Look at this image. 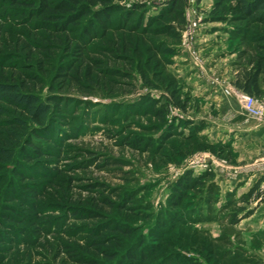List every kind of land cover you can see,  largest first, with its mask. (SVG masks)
<instances>
[{"label": "rangeland", "instance_id": "1", "mask_svg": "<svg viewBox=\"0 0 264 264\" xmlns=\"http://www.w3.org/2000/svg\"><path fill=\"white\" fill-rule=\"evenodd\" d=\"M135 1L120 4L129 7ZM142 1L146 20L159 14L164 0ZM214 4L186 0L181 40L162 38L174 46V54L161 57L169 60L165 68L145 66L153 81L158 80L157 70L175 79L185 110L173 103L165 87L149 85L137 62L127 69L129 79L115 78L120 82L116 87L109 82L87 90L68 83L64 87L61 78L54 82V74L71 56L57 54L42 96L53 86L55 93L84 103L70 111L65 132L60 133L63 152L53 160H59L62 174L43 170L25 181L39 187L41 197L31 205L35 209L20 201L26 196L15 164L0 165V222L15 234L0 241V264H264V130L248 133L239 128L241 104L228 89L235 90L237 71L247 61L243 52L252 44L232 36L235 24L214 17L224 15L214 13ZM7 15L0 10V19ZM193 21L195 27L183 37ZM21 22L14 13L3 23L4 63L27 59L14 48L20 38L34 40ZM103 42L98 37L89 50ZM115 67L125 70L120 64ZM259 103L264 109V97ZM262 123L264 119L243 120L245 126ZM53 160L42 162L43 168L55 166ZM104 162L108 164L95 165ZM207 173L211 177L204 185L187 189L180 205L173 203L180 180ZM210 183L215 193H208ZM253 187L256 190L248 195ZM12 189L20 200L8 201ZM104 196L111 197L113 207L99 202ZM14 209L20 215L5 223L4 212ZM73 210L101 215L83 220L74 218ZM233 215L239 220L235 224ZM105 224H120L130 233L107 230L97 239L90 236V230ZM93 241L116 257L97 252ZM128 252L136 254L135 263L127 261Z\"/></svg>", "mask_w": 264, "mask_h": 264}, {"label": "trees", "instance_id": "2", "mask_svg": "<svg viewBox=\"0 0 264 264\" xmlns=\"http://www.w3.org/2000/svg\"><path fill=\"white\" fill-rule=\"evenodd\" d=\"M120 1L0 0V10L4 9L8 13L0 19V41L3 23H6L14 13L20 15L21 23L26 26L29 34L34 36L33 41L27 38L18 39L14 47L27 54L26 61L4 63L0 60V165L15 164L16 174L21 181L20 190L26 196L20 200L19 196L16 198L12 189L8 201L19 199L25 201V206L35 209L31 205H36V201L41 197L39 187L25 181L36 179L44 173L43 170L51 175L62 174L57 165L59 160H53L55 154L57 156L63 152V139L60 133L65 132L64 127L68 125L67 115L70 111L79 109L80 104L84 102L55 93L53 86L46 97L42 96L40 90L44 88L46 77L50 75L49 67L53 66L59 52L71 56L68 62L61 63L54 74V82L61 78L64 87L68 83L70 86L87 90L92 85L104 82L116 87L120 83L116 79H129L131 72L127 69L130 67L132 70L137 62V69L149 85L165 87L175 105L184 110L187 108L186 102L179 96L174 78L165 72L160 76L157 70L155 76L160 82L158 80L155 82L148 78L145 70V66L151 65H154L155 69L160 66L165 68L169 60L161 57L174 54V46L167 45L162 38L175 42L181 40L186 0H164L160 4L159 14L149 16L146 20L145 13H142L146 8L145 2L136 0L131 6L126 7L120 4ZM214 5V13L221 11L224 14L214 17L235 24V28L230 30L232 36L252 44L243 52L247 61L237 71L233 82L235 87L262 99L264 0H215ZM98 37L104 42L89 50L91 42ZM34 56H37L35 62L32 61ZM145 56L146 63L143 65ZM119 64L123 65L125 70L115 67ZM156 114L160 118L161 109H157ZM47 160H53L55 166L43 168L44 161ZM93 162L94 158L91 160V163ZM107 164L95 163L97 167ZM210 177L211 174L207 173L192 181L189 176L180 180L173 203L180 205L187 189L204 185L206 179ZM103 190L114 195L110 188ZM255 190L253 187L248 195ZM214 191L215 184L210 183L208 193H215ZM99 200L109 207L114 206L110 196H104ZM71 213L74 218L83 220L97 219L101 215V212L93 210L79 213L73 210ZM15 214L20 215L15 209L12 212H4L5 223L16 221ZM249 215L250 213H247L244 217ZM233 216L231 223L235 224L239 220L236 215ZM0 227H4L0 230L1 242L14 239L15 234L11 226L0 222ZM107 230L130 233L127 227L124 228L120 224H105L90 230L89 233L97 239ZM99 244L100 242H92L97 252L100 251L109 259L116 257L115 254L100 250ZM143 257L145 258V253ZM126 259L135 263L136 254L128 252Z\"/></svg>", "mask_w": 264, "mask_h": 264}, {"label": "built area", "instance_id": "3", "mask_svg": "<svg viewBox=\"0 0 264 264\" xmlns=\"http://www.w3.org/2000/svg\"><path fill=\"white\" fill-rule=\"evenodd\" d=\"M193 24H189L188 30L186 31L185 34H183V37L187 36L190 32V29L195 27L196 23L195 21L192 22ZM235 88V87H234ZM229 93H234L237 96V99L239 100L241 107L243 111L246 113V115L249 118H255L257 120H263L264 119V109L262 105L259 103V99L238 89L235 88L232 89L230 86L229 88Z\"/></svg>", "mask_w": 264, "mask_h": 264}, {"label": "crops", "instance_id": "4", "mask_svg": "<svg viewBox=\"0 0 264 264\" xmlns=\"http://www.w3.org/2000/svg\"><path fill=\"white\" fill-rule=\"evenodd\" d=\"M238 114L240 115V120H239V128H241V129H244V130H246L248 133H250V132H256V131H260L261 129H263L264 130V125H263V123L262 124H257L256 126L255 125H252V126H248V125H244L243 124V120L245 119V118H248V116L246 115V113L243 111V109H242V107L240 106V110H238ZM262 131V130H261ZM245 219H247V218H245ZM245 219H243V220H245Z\"/></svg>", "mask_w": 264, "mask_h": 264}]
</instances>
